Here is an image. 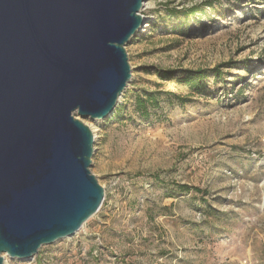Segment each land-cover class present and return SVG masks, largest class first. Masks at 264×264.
<instances>
[{
  "label": "rangeland",
  "instance_id": "obj_1",
  "mask_svg": "<svg viewBox=\"0 0 264 264\" xmlns=\"http://www.w3.org/2000/svg\"><path fill=\"white\" fill-rule=\"evenodd\" d=\"M140 15L115 112L82 120L102 207L73 237L3 264H264V0H145ZM185 70L204 72L199 94ZM143 91L185 101L161 97L144 120Z\"/></svg>",
  "mask_w": 264,
  "mask_h": 264
},
{
  "label": "water",
  "instance_id": "obj_2",
  "mask_svg": "<svg viewBox=\"0 0 264 264\" xmlns=\"http://www.w3.org/2000/svg\"><path fill=\"white\" fill-rule=\"evenodd\" d=\"M145 0H0V264L29 262L102 207L95 139L131 77Z\"/></svg>",
  "mask_w": 264,
  "mask_h": 264
},
{
  "label": "trees",
  "instance_id": "obj_3",
  "mask_svg": "<svg viewBox=\"0 0 264 264\" xmlns=\"http://www.w3.org/2000/svg\"><path fill=\"white\" fill-rule=\"evenodd\" d=\"M200 12V7L196 6L190 10L188 14L194 15ZM185 19L189 18V16H185ZM203 71L197 70H185L182 72L183 77L180 80L182 84L186 86V88L189 91V94H199L202 90L203 86V81L205 79V76L203 75ZM212 77L216 79H221L222 76L218 71H213ZM161 97H173L175 100H181L180 104L183 105L185 99H182L180 97H177L176 95L169 93V92H148V91H143L137 97L135 98V112L140 116V118L147 120L150 117V112L151 110H156L160 108V98ZM168 99L167 102L171 103L170 100ZM178 189V193L180 194H188L190 192H193L194 194H200V195H205V191H202L199 188L195 187H188L185 185H178L176 187Z\"/></svg>",
  "mask_w": 264,
  "mask_h": 264
},
{
  "label": "bare ground",
  "instance_id": "obj_4",
  "mask_svg": "<svg viewBox=\"0 0 264 264\" xmlns=\"http://www.w3.org/2000/svg\"><path fill=\"white\" fill-rule=\"evenodd\" d=\"M143 29H144V28H143V26H142L140 30H143ZM140 30H139V31H140ZM96 122H98V121L96 120ZM92 130H93V129H92ZM92 130H91V131H92ZM92 133H93V132H92ZM93 136H94V134H93ZM94 139H95V137H94ZM2 257H3V259H4V258L6 257V254H3Z\"/></svg>",
  "mask_w": 264,
  "mask_h": 264
}]
</instances>
